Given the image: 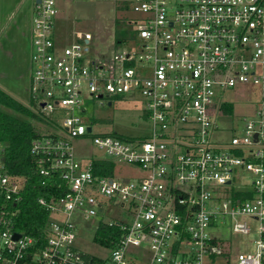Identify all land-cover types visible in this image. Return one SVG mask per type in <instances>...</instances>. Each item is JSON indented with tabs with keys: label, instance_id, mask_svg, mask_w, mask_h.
Here are the masks:
<instances>
[{
	"label": "built area",
	"instance_id": "2783aa9c",
	"mask_svg": "<svg viewBox=\"0 0 264 264\" xmlns=\"http://www.w3.org/2000/svg\"><path fill=\"white\" fill-rule=\"evenodd\" d=\"M65 1L32 0L26 101L52 129L30 143L37 171L64 190L37 197L49 213L42 237L17 230L24 178L0 157V264H264V0H122L132 32L114 37L109 54L90 46V31L57 34ZM225 91L256 99L243 126L217 141L218 119L234 117ZM126 95L143 99L149 136L93 134L106 156L78 157L71 140L92 129L86 96L111 105ZM102 159L111 173L93 171ZM117 164L132 178L117 177ZM114 207L127 217L104 220L118 227L109 253L79 251L73 217ZM226 221L234 233L254 231L252 251L211 233Z\"/></svg>",
	"mask_w": 264,
	"mask_h": 264
},
{
	"label": "rangeland",
	"instance_id": "374dc122",
	"mask_svg": "<svg viewBox=\"0 0 264 264\" xmlns=\"http://www.w3.org/2000/svg\"><path fill=\"white\" fill-rule=\"evenodd\" d=\"M23 1L32 12V0ZM121 2L122 0L65 1L60 8L61 16L56 23V32L62 38H65L74 29L90 31L93 35L90 46H93L97 53L109 54L118 50L119 48L113 44V38L123 24L118 23L119 21L117 22L116 20L133 15L131 11L119 6ZM30 28L31 13L27 21L17 28L15 35L16 51L12 54V58H15L9 60L13 61L14 64L8 63L5 59H0V85L21 101L27 99L31 71L29 58L31 52ZM229 93L225 91V97L231 101L234 117L231 119L225 116L218 119L217 123L220 125V129L217 133H213L217 134L218 137L213 136L217 141H226L233 133V129L239 130L243 126L241 119L251 114V109L255 104L256 98L254 97H232ZM83 104L86 107V111L82 113L83 121L85 124H91L92 129L90 133L71 140L78 157L106 156L104 151L97 149L93 145L91 140L93 134L114 133L119 136L141 138H145L150 134L151 122L146 116L143 99L140 96L135 98L127 95L115 96L112 98L111 105H108L106 100L101 104L98 99L86 96ZM30 123L40 133L52 130L38 120L31 119ZM131 172V167L120 164H117V169L114 171L117 177L122 176L126 179L132 178ZM136 172L134 171V173ZM240 178L242 184H247L251 180V176L247 172H242ZM109 215H103L102 211L99 210L97 217H92L88 220L78 219L77 216L73 217V220L77 221V237L74 246L79 251L86 255L97 257H105L109 253L108 248L101 246L93 239L97 221L111 218H113L112 220L125 219L127 214L125 210L114 207ZM251 223L253 224L254 221H251ZM210 231L233 244L238 250L252 251L255 247L254 239L257 238V235L254 231L248 235L234 233L231 230L230 221H226L224 225H219L217 229L211 228ZM224 249L226 250L227 248L224 246ZM234 254L235 249L229 253L232 258Z\"/></svg>",
	"mask_w": 264,
	"mask_h": 264
},
{
	"label": "trees",
	"instance_id": "16d2710c",
	"mask_svg": "<svg viewBox=\"0 0 264 264\" xmlns=\"http://www.w3.org/2000/svg\"><path fill=\"white\" fill-rule=\"evenodd\" d=\"M121 8L124 5L119 4ZM122 23V28L116 33V41L124 39L132 30L126 27V19L116 20ZM18 100L10 92L0 87V157L13 175L24 178L20 191V199L16 201L17 213L14 216V227L22 232L42 237L48 218V211L37 202V197L60 196L64 187L58 188L57 181H49L37 171L34 156L30 153V143L41 136L32 124L31 119L42 120L34 113L29 104ZM228 112H232V105H225ZM113 162L110 160H94L93 171L99 174L111 173ZM118 235L116 225H108L99 219L93 239L104 247H113L112 236Z\"/></svg>",
	"mask_w": 264,
	"mask_h": 264
},
{
	"label": "crops",
	"instance_id": "0c3cea01",
	"mask_svg": "<svg viewBox=\"0 0 264 264\" xmlns=\"http://www.w3.org/2000/svg\"><path fill=\"white\" fill-rule=\"evenodd\" d=\"M24 3L23 0H0V59L11 64H14L9 60L15 58H12V54L16 51L17 28L27 21L31 13ZM0 87L4 88L2 85Z\"/></svg>",
	"mask_w": 264,
	"mask_h": 264
},
{
	"label": "water",
	"instance_id": "95a60500",
	"mask_svg": "<svg viewBox=\"0 0 264 264\" xmlns=\"http://www.w3.org/2000/svg\"><path fill=\"white\" fill-rule=\"evenodd\" d=\"M87 130H90V127H87Z\"/></svg>",
	"mask_w": 264,
	"mask_h": 264
}]
</instances>
